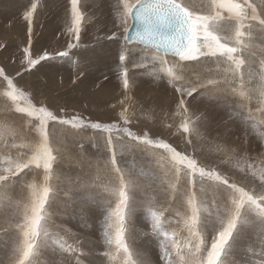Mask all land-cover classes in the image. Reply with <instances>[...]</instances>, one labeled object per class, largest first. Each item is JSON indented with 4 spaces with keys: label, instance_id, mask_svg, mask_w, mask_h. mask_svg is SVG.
<instances>
[{
    "label": "rangeland",
    "instance_id": "rangeland-1",
    "mask_svg": "<svg viewBox=\"0 0 264 264\" xmlns=\"http://www.w3.org/2000/svg\"><path fill=\"white\" fill-rule=\"evenodd\" d=\"M116 2L79 0L85 20L79 46L69 50L68 0H0V68L37 107H47L58 117L79 116L86 122L119 126H124L121 113L127 108L125 115L131 121L127 125L131 131L139 135L147 133L152 140L162 139L178 151L194 156L201 166L215 168L230 182L260 192L258 172L254 176L247 169L248 164L254 169L264 167V112L260 111L264 105L259 96L264 32L258 21L245 22L252 24V28L249 35L245 27L244 43L252 47L237 54L246 62L240 73L226 72L224 66L217 67L214 62L190 63L181 71L182 82L205 85L192 97H184L189 128L199 130V135L185 134L180 129L185 117L176 115L180 111L177 107L180 96L168 83L164 70L175 63L171 56L159 53L168 61L161 66L150 62L151 55L157 54L154 50L130 42L127 47H135L137 51L127 60L129 88L124 89L118 59L124 36L122 26L117 24L120 18L115 13ZM188 2L198 4L199 0ZM32 3L37 4L32 17V58L44 52L55 57L57 52L69 51V55L42 61L27 71L23 49L29 47V33L24 17ZM249 3L264 18V0H249ZM113 32L117 38L109 39ZM253 51L255 56L250 55ZM209 80L218 82L219 87L208 84ZM5 91L6 82L0 77V173L10 159L31 155L33 145L39 142L38 121L15 112L16 105L4 95ZM49 132L56 156L53 179L49 181L54 191L47 206L48 235L46 239L42 236L45 242L42 251L38 250L34 257V264H124L122 254L114 253L103 237V205L111 201L115 206L112 193L118 185L117 177L104 167V161L110 158L104 148L108 133L90 127L72 129L57 122H50ZM166 156L163 150L154 148L118 156L120 166L131 172L137 184L129 191L126 239L133 259L143 264H165L159 247L163 237L152 229V212L160 216L162 230L170 236L175 233L181 244L187 236L183 220L188 212V185L186 180H175L167 167ZM241 167L244 171H240ZM43 178V169L33 167L0 190V264L14 260L18 243L16 225L29 202V186L42 185ZM200 187L197 184V193L204 199ZM204 188L207 200L211 201L216 194L214 189L207 183ZM72 209L76 210L75 214ZM244 228L230 257L235 264H261L264 233L258 222Z\"/></svg>",
    "mask_w": 264,
    "mask_h": 264
},
{
    "label": "snow or ice",
    "instance_id": "snow-or-ice-1",
    "mask_svg": "<svg viewBox=\"0 0 264 264\" xmlns=\"http://www.w3.org/2000/svg\"><path fill=\"white\" fill-rule=\"evenodd\" d=\"M68 4L70 25L67 26L66 32L70 38L68 49L72 50L79 46L85 16L79 8V0H68ZM36 8L37 4L32 3L24 17L28 22L29 33V47L23 49V63L28 66L27 71H31L42 61L69 55V51L57 52L55 57L44 52L37 58H32L30 53L32 17ZM115 13L124 28V42L118 57L124 89L129 88L127 60L137 51L135 47H127L131 42L128 29L132 27L131 21L134 19L138 30L134 33L132 41L143 45L145 49L156 50L157 54L151 55L150 62H157L161 66L167 65L168 61L164 56L159 55L161 51L165 55L170 54L175 61L172 67H166L164 70L167 73L168 83L180 96L177 105L180 111L176 115L185 117L180 124V129L185 134L199 135V130L194 127L189 128L188 108L184 97H192L205 85L182 82L181 71L190 63L200 65L214 62L217 67L224 66L226 72L240 73L246 62L237 54L252 47L244 43L245 27L249 29V35L252 28V24L246 25L245 22L258 21L261 31L264 32V18L259 17L256 7L249 3V0H199L198 4L190 3L188 0H117ZM108 38L116 39V33L113 32ZM73 40L76 43H73ZM261 52L264 53V49H261ZM144 54L150 55L148 52ZM250 55L255 56L256 53L253 51ZM260 70L259 96L261 104L264 105V59L260 60ZM0 77L6 82L7 91L4 95L16 105L15 112L38 121L36 128L39 132V142L33 145L31 155L21 154L7 161V167L4 168L3 173H0V186H2L0 190L9 187L12 181L19 179L21 174L33 167L42 168L44 172L42 185L29 186L31 195L29 202L21 211L22 220L16 225L18 243L14 260L9 261V264H34V257L45 242L42 236L46 239L48 235L47 206L51 199L50 194L54 191L49 181L53 179V163L56 160V156L53 155L55 149L50 142V122L69 125L72 129L90 127L108 133L104 148L110 154V158L104 161V167L107 172L117 177L118 185L112 193L115 206H112L111 201L103 205L105 211L103 237L104 243L111 246L114 253L122 254L124 264H143V262L133 259V252L126 239L128 232L126 221L129 219L131 199L129 191L137 187V184L135 178L131 177V172L120 166L118 156L137 150L144 151L146 148L163 150L167 154V167L175 180L177 182L186 180L188 185L186 201L188 212L183 220L187 236L183 244L179 242L175 233L170 236L169 232L163 231L160 216L156 212L151 213L152 229L163 237L159 247L165 264H235L230 252L235 241L245 231L244 226L258 222L260 231L264 233V167L254 169L252 164L247 165L248 171L254 176L258 172L262 185L260 192L249 191L230 182L215 168L207 169L201 166L194 156L178 151L172 144L162 139H149L147 133L139 135L131 131L127 126L131 121L125 115L127 108L121 113L124 126L116 123L102 125L98 122H86L79 116L58 117L47 107H37L33 104L2 68H0ZM208 84L219 87L218 82L213 80H209ZM21 102H25L23 106ZM260 111L264 112V107ZM240 171H244V168L241 167ZM205 183L216 193L211 201L206 198ZM197 184L201 186L200 192L205 193L204 199H201L197 193ZM176 187L178 189V184ZM261 243L264 244V240ZM63 250L71 251L70 248ZM260 255L264 256V248ZM261 264H264V260H261Z\"/></svg>",
    "mask_w": 264,
    "mask_h": 264
},
{
    "label": "water",
    "instance_id": "water-1",
    "mask_svg": "<svg viewBox=\"0 0 264 264\" xmlns=\"http://www.w3.org/2000/svg\"><path fill=\"white\" fill-rule=\"evenodd\" d=\"M131 23H132V27H130L129 29H128V37H129V40L131 41V42H134L135 43V41H132V37L134 36V33L138 30V25H137V23H136V21L133 19L132 21H131ZM143 46V45H142ZM151 49H153L154 51H156L154 48H151ZM160 54H164L162 51L161 52H159ZM165 55V54H164ZM168 56H171L170 54H168Z\"/></svg>",
    "mask_w": 264,
    "mask_h": 264
},
{
    "label": "bare ground",
    "instance_id": "bare-ground-1",
    "mask_svg": "<svg viewBox=\"0 0 264 264\" xmlns=\"http://www.w3.org/2000/svg\"><path fill=\"white\" fill-rule=\"evenodd\" d=\"M65 19V18H64ZM65 21V20H64ZM6 29V28H5ZM9 66L11 67V65L9 64ZM220 90V89H219ZM101 96V95H100ZM103 96V95H102ZM17 120V119H16ZM14 121V120H13ZM2 124V123H1ZM0 131H2V130H0ZM21 138V137H20ZM62 146V145H61ZM2 156V155H1ZM62 179V178H61ZM100 179V178H99ZM62 181V180H61ZM65 181V180H64ZM83 188H85L84 186H83ZM86 189V188H85ZM79 191V190H78ZM85 191V190H84ZM81 192V191H80ZM86 192V191H85ZM84 192V193H85ZM82 194V193H81ZM79 195V194H78ZM17 196V195H16ZM81 196V195H80ZM18 200V199H17ZM61 203V202H60ZM57 204V203H56ZM52 205V204H51ZM53 206V205H52ZM61 206V205H60ZM74 206V205H73ZM72 207V206H71ZM71 207L69 208V209H71ZM74 208V207H73ZM73 210V209H72ZM71 210V211H72ZM13 211V210H12ZM16 211V210H15ZM76 211V210H75ZM75 211L73 210V212H74V214H75ZM64 212V211H63ZM78 212V211H77ZM15 213V212H14ZM64 214V213H63ZM73 214V215H74ZM80 214H82V213H80ZM65 215V214H64ZM63 216V215H62ZM77 216V215H76ZM79 216V215H78ZM81 216V215H80ZM13 217V216H12ZM12 217H11V219H12ZM65 217V216H64ZM72 217V216H71ZM66 218V217H65ZM77 218V217H76ZM49 219V218H48ZM57 220V219H56ZM56 222V221H55ZM56 224H60V223H57L56 222ZM67 226V225H66ZM60 228V227H59ZM64 229V228H63ZM66 230V229H65ZM71 230V229H70ZM71 232V231H70ZM72 233V232H71ZM50 236V235H49ZM68 238V237H67ZM66 240H68V239H66ZM73 245V244H72ZM68 246V245H67ZM5 247V246H4ZM54 247H56L57 248V246H54ZM73 247V246H72ZM40 251H42V249L40 250ZM5 253H7V252H5ZM3 255V254H2Z\"/></svg>",
    "mask_w": 264,
    "mask_h": 264
},
{
    "label": "crops",
    "instance_id": "crops-1",
    "mask_svg": "<svg viewBox=\"0 0 264 264\" xmlns=\"http://www.w3.org/2000/svg\"><path fill=\"white\" fill-rule=\"evenodd\" d=\"M117 24H118V26L120 27V25H121V24H120V21H118ZM121 26H122V25H121ZM122 28H123V26H122ZM123 32H124V28H123V30H122V33H123Z\"/></svg>",
    "mask_w": 264,
    "mask_h": 264
}]
</instances>
